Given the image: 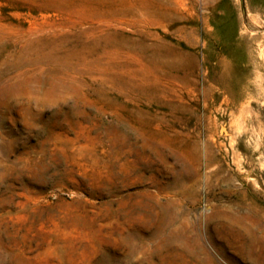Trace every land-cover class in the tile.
Segmentation results:
<instances>
[{"label":"rangeland","instance_id":"rangeland-1","mask_svg":"<svg viewBox=\"0 0 264 264\" xmlns=\"http://www.w3.org/2000/svg\"><path fill=\"white\" fill-rule=\"evenodd\" d=\"M0 264H264V0H0Z\"/></svg>","mask_w":264,"mask_h":264},{"label":"bare ground","instance_id":"bare-ground-1","mask_svg":"<svg viewBox=\"0 0 264 264\" xmlns=\"http://www.w3.org/2000/svg\"><path fill=\"white\" fill-rule=\"evenodd\" d=\"M164 23V22H163ZM163 23L161 21H155V22H147L146 20H142V19H136V20H133V21H123L121 20L120 22L117 21L114 25H119V24H122V25H132L131 27H136V28H146V29H149V28H153V25L155 26H162ZM164 26V25H163ZM138 33V32H137ZM147 33V32H146ZM150 33V32H149ZM155 35V34H154ZM152 37V36H151ZM154 38V37H153ZM156 38V37H155ZM159 39V38H158ZM136 159V158H135ZM133 163V162H132ZM135 163V162H134ZM137 163V162H136ZM129 173V172H128ZM256 242V241H255Z\"/></svg>","mask_w":264,"mask_h":264}]
</instances>
